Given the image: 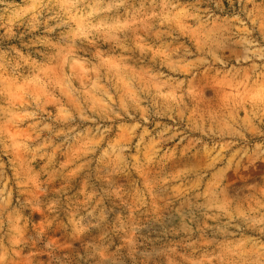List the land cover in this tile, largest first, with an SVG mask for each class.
<instances>
[{"label":"clouds","instance_id":"1","mask_svg":"<svg viewBox=\"0 0 264 264\" xmlns=\"http://www.w3.org/2000/svg\"><path fill=\"white\" fill-rule=\"evenodd\" d=\"M0 264H264V0H0Z\"/></svg>","mask_w":264,"mask_h":264}]
</instances>
